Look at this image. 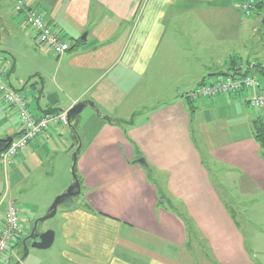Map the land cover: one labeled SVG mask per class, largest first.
I'll return each instance as SVG.
<instances>
[{
	"label": "crops",
	"instance_id": "1",
	"mask_svg": "<svg viewBox=\"0 0 264 264\" xmlns=\"http://www.w3.org/2000/svg\"><path fill=\"white\" fill-rule=\"evenodd\" d=\"M16 1L6 17L0 15V28L12 27L5 36L10 41L19 40V32L32 60L23 73L12 52L0 50L9 85L39 114L90 99L103 115L124 120L112 124L90 108L82 111V200L80 191L63 207L54 230L57 249L30 247L18 264H264L244 242L240 215L227 205L260 209L250 218L264 220V141L253 130L254 120H264V107L248 104L250 90L188 95L200 81L227 72L256 74L264 87V70L254 67L264 63L256 61L257 53L264 54V0L249 16L240 0H25L68 41L56 60L24 13L14 11ZM220 120L227 128L210 132ZM66 126H49L10 165L0 162V226L7 205L16 202L12 187L45 161L42 174L50 176L59 154L71 158ZM20 132L16 111L0 98V140ZM206 154L223 164L230 184L223 182L233 194L223 196L212 186ZM149 171L164 176L163 183ZM49 204H27L28 213L18 207L32 218L23 221L19 236ZM19 241L0 255V264L19 260Z\"/></svg>",
	"mask_w": 264,
	"mask_h": 264
},
{
	"label": "built area",
	"instance_id": "2",
	"mask_svg": "<svg viewBox=\"0 0 264 264\" xmlns=\"http://www.w3.org/2000/svg\"><path fill=\"white\" fill-rule=\"evenodd\" d=\"M257 0H240L239 6L243 14L249 16L255 9ZM16 13H24L26 22L35 29L39 42L46 46L54 56L59 57L69 49V43L62 38L34 8L25 0H17L14 5ZM264 70V64L261 65ZM250 90L247 102L254 108L264 107V87L256 74H225L219 78L202 80L197 87L188 93L189 96L213 97L220 94L236 93ZM0 98L12 107L20 120L21 132L12 138L6 148L0 152V162L4 166L10 165L14 158L26 145L41 135L53 124L67 125V110H56L39 114L34 112L28 104L27 98L21 92L13 89L0 69ZM21 232L20 212L15 203L10 202L3 215L0 226V255L6 252L14 239Z\"/></svg>",
	"mask_w": 264,
	"mask_h": 264
},
{
	"label": "rangeland",
	"instance_id": "3",
	"mask_svg": "<svg viewBox=\"0 0 264 264\" xmlns=\"http://www.w3.org/2000/svg\"><path fill=\"white\" fill-rule=\"evenodd\" d=\"M13 1L14 0H7V1L3 0L2 2H0V15H3L6 17L9 14V12H8L9 10L7 7L8 6L10 7V4ZM19 13H21V12H19ZM19 19H22V16L19 17ZM262 26L264 27V25H262ZM11 28L12 27L9 25L7 30H10ZM0 29L3 33V36H2L3 39L0 40V50L12 52L13 57H15L17 59V61L19 62L21 71L23 73H25L29 69V67L31 66L30 60H32V50H29L30 48L27 47V46H30V44H28V43L24 42V40H22V38H21L22 36L20 35L19 32L15 33L18 36H20L19 40L10 41L7 38L8 36L5 37L7 34L6 33L7 30L5 32H3L4 30H2V28H0ZM258 45H261V43H259ZM263 45H264V43H263ZM7 48H9L10 50ZM48 51L50 52L51 57H53L56 60L57 59L56 56H54L49 49H48ZM260 51H262V49ZM257 55H258V57L256 58V61L264 62V54L257 53ZM54 62H56V61H54ZM263 64H261V65H263ZM156 101L157 100H154L153 103H155ZM245 108H247V110H249L250 112L253 110L251 107H245ZM225 111L227 113H225ZM225 111H224V113L226 114V116L231 118L229 115H227L228 113L231 114L230 111L227 109ZM219 122H221L222 124L221 123H211L210 124V128H209L210 132H212L211 129H214L216 126H219V128H221V129L227 128L226 122H224L222 120H220ZM206 157L208 158V160L205 161V164H206V167L209 169L208 171H209V176H210V183L212 184V186L217 190V192L219 194L221 193V195H223V196H224V194H228L229 192H231V194H233L232 188L229 189L228 186H226L223 182V181H225L226 184H230V182L228 181V179H229L228 173L226 171H223V168H224L223 164L215 161V159H213L212 157H210V159H209V156L207 154H206ZM70 159L71 158H69V156H67V155L59 154V162L56 164L55 169H54V171L51 172L50 176L47 177V176H44L42 174V173H44V171H43L44 168L46 169L48 167V163H47V161H45L44 164H41L37 168V171H35L31 177L25 178L21 184H18L17 186L12 187L11 193L13 194L12 197H14V199H16V202H15L16 206L19 207L21 205L22 208L24 209L23 211H26L28 213V210H27L28 205L31 207L34 206L37 208L39 206H45L47 203L51 204L53 202L54 198L56 197V196H53L55 191L57 189L61 188V185L63 184V182L65 184L67 182V180L70 181V179H71V173L69 170L70 169ZM149 176H150V178H152V176H153L154 179L159 180L160 183H163L164 176L158 177L155 174H153L152 171H149ZM69 181H68V183H69ZM21 189H24V191H22ZM61 192H63V191H61ZM82 194H83V191H81V197L79 198V201L82 200ZM8 199H9V197L5 201L2 209L7 204ZM79 204L80 203H78V206H79ZM49 205L47 206V208L49 207ZM227 205L231 208V210L233 212L240 215L241 220H239V223H240L239 225H243L241 227L243 228L244 233H245V237H244L245 244L247 245V247H250L252 249V251L255 253L257 261H260V262L263 261L264 262V253L260 252V251H264V231L263 232L260 231V229L264 230V220H262L261 217H259V219L250 218L251 215H256L258 212L260 215L261 210L259 209L260 211L259 210L257 211L256 209H253L250 212H247V211L245 212L244 210H246V208H244L242 205H240L239 210L236 207L235 203H227ZM245 205H247V204H245ZM47 208H46V210H47ZM241 209H242V211H240ZM45 211L39 217L43 216ZM19 212L21 214V216H20V220L22 221L21 226H23V224H22L23 221L32 220V218H30V217L28 219L27 216H23V213L21 212L20 209H19ZM63 213H64L63 207L59 206L56 214L53 217L48 218V219H46V220H44L38 224V229L40 231H46V230L58 231L59 222L61 220V216ZM242 222L245 224H243ZM25 231H27V229H25ZM259 231H260V233H257ZM258 239H261L259 241V243H258ZM14 240H16V239H14ZM20 242L21 241H19V243H18L19 245H21ZM58 244H59V238L57 236L55 238V242L53 243V245L51 247H48L47 249H44V250L46 252H49L47 250H52L51 252H54V250L57 249ZM31 250H33L32 252H43L42 251L43 249L31 248ZM210 256L212 257V252H210ZM9 264H15V261H11Z\"/></svg>",
	"mask_w": 264,
	"mask_h": 264
},
{
	"label": "water",
	"instance_id": "4",
	"mask_svg": "<svg viewBox=\"0 0 264 264\" xmlns=\"http://www.w3.org/2000/svg\"><path fill=\"white\" fill-rule=\"evenodd\" d=\"M262 21L264 23V17ZM85 108H90L96 113L98 117L103 118L112 124H119L124 121L120 118H112L111 116L103 115L100 109L90 99L79 100L67 109V127L69 130V137L74 145V151L71 156L69 169L71 173V180L65 190L54 198L53 202L49 205L44 215L34 219L31 222L29 232L22 238L20 242L22 254L15 264H18L27 256L30 247L36 249H46L52 245L54 240V231H40L38 229V224L48 218L53 217L56 214L59 206H70L80 194L83 176L78 171L77 161L81 152L82 144L77 127L81 119V113ZM10 141V138L7 139L6 144H8ZM140 162L144 163V160L141 158Z\"/></svg>",
	"mask_w": 264,
	"mask_h": 264
},
{
	"label": "trees",
	"instance_id": "5",
	"mask_svg": "<svg viewBox=\"0 0 264 264\" xmlns=\"http://www.w3.org/2000/svg\"><path fill=\"white\" fill-rule=\"evenodd\" d=\"M258 0H257V4H258ZM256 4V5H257ZM253 67V66H252ZM254 67L255 68H258L257 69V71H261V72H263V69L260 67L259 68V66L258 65H254ZM253 67V68H254ZM230 72H227V73H225V74H229ZM234 74H236V75H244V74H250V73H248V72H233ZM233 73H231V74H233ZM225 74H223V75H225ZM53 111H56V110H47V112H53ZM253 130H254V133H255V137H257V138H259V139H261L262 141H264V120H262V119H259V120H254L253 121ZM6 146H7V144H6V141L4 140H0V152L3 150V149H5L6 148ZM18 238H19V240L21 239V236H18Z\"/></svg>",
	"mask_w": 264,
	"mask_h": 264
},
{
	"label": "flooded vegetation",
	"instance_id": "6",
	"mask_svg": "<svg viewBox=\"0 0 264 264\" xmlns=\"http://www.w3.org/2000/svg\"><path fill=\"white\" fill-rule=\"evenodd\" d=\"M28 232H29V231H28ZM28 232H26V234H24V235L21 237L20 241L22 240V238H23L24 236H26V235H27V233H28Z\"/></svg>",
	"mask_w": 264,
	"mask_h": 264
}]
</instances>
